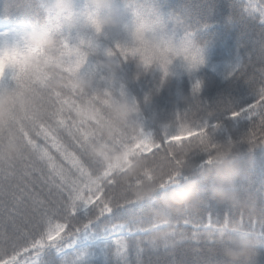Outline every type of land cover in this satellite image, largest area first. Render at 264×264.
<instances>
[{
    "label": "trees",
    "instance_id": "1",
    "mask_svg": "<svg viewBox=\"0 0 264 264\" xmlns=\"http://www.w3.org/2000/svg\"><path fill=\"white\" fill-rule=\"evenodd\" d=\"M48 3L49 0H0V33L16 31V36H19L21 29L34 24L50 23L51 18L44 13ZM139 3L164 17L177 18L194 33L197 42L205 47L207 59L196 73V78L204 83L199 93L204 105L215 108L226 100L246 102L249 99L250 88L245 79L226 78L230 71L229 65L244 60L253 49L252 43L242 35L240 28L229 20L232 14L231 3H241V0H139ZM34 5L41 6L43 19H36ZM80 36L78 44H73L71 49H65L59 56L50 57L23 78L17 76L25 103L0 121V170L14 174L23 169L27 158H30L28 141L36 126L49 119L58 106V99L66 101L65 114L77 121L86 134L83 158L90 163L93 177L106 186V191L111 190L110 195L114 199L120 201L135 202V193L150 187L160 188L159 192L168 188L174 190L177 187L174 181H180L177 173L185 181L199 175L201 160L206 152L213 149L215 141L229 137L242 138L243 134H228L221 138L210 131H202L189 140L162 145L160 137L164 125H167L169 136L199 127L194 117H176L178 112L182 113L189 106L192 107V76L182 72L180 76L169 80L164 78V82L160 83V71L142 73L137 61L144 55V49L135 46L123 32ZM256 63L259 68V62ZM110 64L115 67L110 69ZM153 72L156 74L149 75ZM252 75L258 77L259 72L249 70V76ZM125 92L137 97L141 112L128 124L121 125L114 119L112 102L122 98ZM181 95L188 97L189 103L183 102ZM193 113L199 114L195 107ZM147 136L156 146L150 153H134L128 168L124 165L115 167L113 157H121V164L125 153ZM97 149L103 154H98ZM51 151L58 155L55 149ZM244 174L253 179L264 176V149L255 150L254 160L246 167ZM165 197L167 195L162 198ZM162 198L158 208L149 209L150 216L153 210L162 207ZM231 208L234 215L215 226L220 231L216 229L212 232L220 252L222 245L219 237L229 230L246 225L249 214L264 210V202L254 194L239 191V200ZM197 210L198 206L192 211ZM82 220L87 222L86 217H82ZM61 223V220L54 221L52 231ZM181 230L188 235L193 231L191 228ZM87 231L101 236L105 229L93 224ZM66 232L67 227L58 243L52 245L46 226L43 235L36 237L35 245L29 241L33 257L36 246L44 247L39 254L38 264H117L114 249L109 244L100 259L78 262L71 261L69 256L61 259L58 250L72 245L82 234L64 238ZM203 246L202 240H185L175 248L165 249L161 246L146 252L142 258L145 264H187L196 259V249L203 251ZM27 255L21 252L17 262ZM256 260H264V252H260Z\"/></svg>",
    "mask_w": 264,
    "mask_h": 264
},
{
    "label": "snow or ice",
    "instance_id": "2",
    "mask_svg": "<svg viewBox=\"0 0 264 264\" xmlns=\"http://www.w3.org/2000/svg\"><path fill=\"white\" fill-rule=\"evenodd\" d=\"M120 6L136 24L144 16H152L163 21L167 26L166 31L172 37L177 34L184 39L194 37V33L177 18L164 17L156 10L141 5L139 0H120ZM231 8L230 22L240 28L242 35L252 43L253 49L247 58L229 65L230 71L226 78L245 79L250 88L249 99L246 102L226 100L215 108L203 104L199 93L204 83L196 78V73L206 61L205 47L201 46L191 56L188 66L181 65L175 71L176 77L187 72L193 78L190 98L192 107L189 106L182 113L178 112L176 117H194L199 124L197 133L203 129L221 138L228 134L251 133V139L255 142L256 130L264 128V0H241V3H231ZM34 10L36 19H43L41 6L34 5ZM86 11L90 13L92 10ZM16 35V31L0 33V40L12 39ZM61 39L63 48L71 49L73 41L79 42L81 36L69 32L62 35ZM249 70L253 73L258 71L259 76H249ZM154 74L156 72L149 75ZM167 74L165 66L159 73L160 83L164 82ZM5 87L20 90L21 85L15 73L7 74L0 82V92ZM145 99L147 101L148 97ZM65 103L58 99V106L49 119L36 126L28 141L30 158H27L23 169L14 174L0 170V264H38L39 254L44 247L36 246L33 257L29 241L35 245L36 237L43 235L46 226L48 238L57 241L65 227L67 232L64 238H71L84 233L93 224L105 229L104 235L114 249L117 264H145L142 257L146 252L161 246L165 249L175 248L177 244L192 239L204 241V246L203 251L196 249V259L187 264H226L214 243L212 232L216 225L232 217L234 210L213 202L205 184L197 203L198 210L176 217L178 228L171 238L157 243L151 234L159 225L153 224L149 209L158 208L161 198L168 195L172 188L142 203L114 199L110 195L111 190L106 191V186L93 177L90 163L83 158L86 134L77 121L65 114ZM193 107L198 110V115H194ZM170 139L167 125H164L160 137L162 145L169 144ZM253 147L264 149V142L254 143ZM207 163H211V160H201V166ZM176 176L183 179L179 173ZM237 189L241 193L254 194L264 202V176L253 179L243 174ZM82 217L87 218L86 223ZM56 220L63 223L57 225L53 234L51 225ZM182 228H191L192 234L188 235ZM260 235L264 237V229L260 230ZM21 252L28 255L17 262ZM253 264H264V260L255 259Z\"/></svg>",
    "mask_w": 264,
    "mask_h": 264
},
{
    "label": "clouds",
    "instance_id": "3",
    "mask_svg": "<svg viewBox=\"0 0 264 264\" xmlns=\"http://www.w3.org/2000/svg\"><path fill=\"white\" fill-rule=\"evenodd\" d=\"M91 9L89 13L86 10ZM50 23H39L21 29V34L12 39L0 40V80L7 74L15 73L23 78L40 67L46 60L59 56L65 51L62 35H97L119 31L125 33L129 41L144 49L138 61L142 73L152 70L162 72L167 67L166 79L175 78L176 69L188 66L190 58L201 45L195 37L184 39L177 34L172 37L166 31L167 26L155 17L144 16L136 24L120 6V0H49L44 10ZM73 44H78L73 41ZM74 59V57H73ZM113 69L115 65H108ZM180 99L189 103V98L181 95ZM25 98L19 91L10 88L0 92V121L8 117L17 106H22ZM114 119L121 125L128 124L141 112L136 96L125 92L120 99L112 102ZM256 141L251 133L242 138L229 137L215 141L213 149L205 153L204 159L211 163L200 168L196 178L187 181H174L177 187L162 198V207L151 212L153 224L159 225L152 231V238L161 243L171 238L178 228L175 220L191 212L198 203L202 186H208L209 198L223 207H235L239 200L238 182L254 160V143L264 142V128L255 132ZM98 154H103L97 149ZM119 167L121 157H113ZM161 189L150 187L135 193V202L141 203L154 197ZM264 210L248 215V223L234 230H229L219 237L221 254L226 264H253L261 251H264Z\"/></svg>",
    "mask_w": 264,
    "mask_h": 264
},
{
    "label": "rangeland",
    "instance_id": "4",
    "mask_svg": "<svg viewBox=\"0 0 264 264\" xmlns=\"http://www.w3.org/2000/svg\"><path fill=\"white\" fill-rule=\"evenodd\" d=\"M206 59H207V53H206ZM203 129L197 133L196 130H189L185 131L181 134L170 136V143H180L186 140H189L191 138H194L198 136ZM156 146H154L149 137H145L140 143H138L132 150L125 153V155L122 157V163L119 164L120 168L121 166H125V168H128L130 166V157L134 153L139 154H148L150 153ZM116 167V166H115ZM116 170V169H113ZM216 227H214L213 231H216ZM220 231L219 229H217ZM56 229H54L52 232L55 234ZM62 232L60 233V236L57 237V241H52L54 243L58 242L61 237ZM107 237L103 234L101 236H96L94 233L90 231H85L82 233L78 238L75 239L73 244L68 247V249L62 251L59 255L60 257H65L66 253H69L68 259H70L73 262L78 261H84V260H91V259H100L105 254L106 246L108 245Z\"/></svg>",
    "mask_w": 264,
    "mask_h": 264
}]
</instances>
